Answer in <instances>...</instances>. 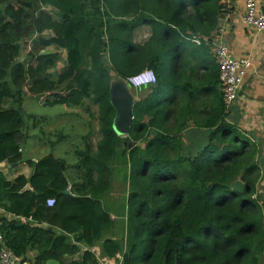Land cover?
Segmentation results:
<instances>
[{
  "label": "trees",
  "instance_id": "1",
  "mask_svg": "<svg viewBox=\"0 0 264 264\" xmlns=\"http://www.w3.org/2000/svg\"><path fill=\"white\" fill-rule=\"evenodd\" d=\"M220 9L219 0H0V165L11 170L10 180L0 171V249L17 264H97L90 246L110 226L97 197L109 188L112 159L128 166L121 264L253 263L264 232L255 145L225 122L214 62L201 42H190L213 30ZM141 26L150 34L136 44ZM187 56L208 72L197 87L188 78V90L178 81L195 71ZM144 69L155 84L132 103L120 138L109 73L125 82ZM44 95L68 109L84 101L96 108L95 130L86 123L72 164L51 154L18 163L29 139L21 103ZM187 122L207 130L193 154L178 137ZM120 248L102 243L109 259Z\"/></svg>",
  "mask_w": 264,
  "mask_h": 264
},
{
  "label": "crops",
  "instance_id": "2",
  "mask_svg": "<svg viewBox=\"0 0 264 264\" xmlns=\"http://www.w3.org/2000/svg\"><path fill=\"white\" fill-rule=\"evenodd\" d=\"M244 1L245 0H219L221 9L220 13L216 16V25L213 30L207 36L200 37V39L198 38L199 40L196 39L198 44L190 40L194 45H199V42H201L212 61V52L217 45L224 46L228 53L235 59L247 58L249 60L250 68L242 82L238 97L230 108H225L224 111L226 113L225 122L229 125H234L236 130H241L239 125H246L248 121L257 118L260 113L264 112V34L258 33L242 23L241 17L244 10ZM252 1L258 7L264 9V0ZM149 34V28L146 26L136 28L133 32L134 43L141 44L145 42ZM185 61L187 67H192L191 71H195L192 74H190L188 70L182 72L178 78L180 87L177 86L181 89L188 90L190 88L188 87V78H190V84L197 87L199 80L203 76H206L208 72L203 68L199 69V66L191 57L187 56ZM212 72H215L214 68ZM124 89H126L127 93L123 91ZM129 89L132 91L131 94ZM117 90H119V94L125 95L130 109L133 102L141 100L148 94L146 88L133 89L123 83L117 86ZM192 106L193 108H197L198 105L194 103ZM84 126L86 127V120ZM54 133L53 136L55 137L52 140L50 139V152L48 153L52 156V152L56 145L67 139V135L63 134L60 128L56 129ZM86 133L87 131L81 136L86 135ZM125 136L126 135H121L119 137L124 138ZM178 137L183 151L193 154L206 144L207 130L196 128L193 124L187 122L179 132ZM38 138V136L33 135V137L28 139L26 144L22 145L27 160L37 161L47 155H44V152H34V150H31V143L33 141L36 142ZM40 139H42L41 135ZM127 143L129 142L121 143V146L127 147ZM142 146V143L138 144V147L142 148ZM31 155L41 157L33 158ZM53 158L60 159L54 156ZM113 160L114 159L111 160V164L114 166V169L109 179V188L106 192L97 197L102 209L107 213L110 219V226L101 230L99 237L93 241L90 246V252L93 254L97 264H121L124 250L129 245L127 242L126 223V198L129 193L128 166L127 164L122 166V164L115 162L116 159ZM0 171H2L8 180L11 179V170L8 169V166L1 164ZM105 239L115 241L121 246L113 259H109L104 255L102 243ZM31 256L32 254L28 253V257Z\"/></svg>",
  "mask_w": 264,
  "mask_h": 264
},
{
  "label": "rangeland",
  "instance_id": "3",
  "mask_svg": "<svg viewBox=\"0 0 264 264\" xmlns=\"http://www.w3.org/2000/svg\"><path fill=\"white\" fill-rule=\"evenodd\" d=\"M27 47H29V45L21 49V54L17 59L18 61L24 59V50L26 51ZM61 65L62 62L57 63L52 74L59 70ZM109 76L111 82L110 87H112V89L116 90L117 86H120L122 83L126 85L125 82L118 80L113 73L110 72ZM123 91L127 93L126 89ZM129 92L130 94L132 93L130 89ZM59 95L61 98L64 96V93H60ZM51 99L53 101L56 100L52 95H44L37 98H24L21 103V108L24 113L23 119L27 124L25 133L28 138L33 137V135L39 137L36 142L33 141L31 143V150H34V152H44V155H46L50 152V139L52 140L55 137L53 136L55 130L59 128L62 129L63 134L67 135V139L57 144L52 154L54 157L62 159L66 164H72L74 162L72 151L82 148L80 140L83 136L81 135H83L85 131L88 132L87 126H84L85 120L86 123H90L93 132L95 130L96 125L89 119V116L91 114H96V108L90 105L88 101H84L83 107L72 110L66 108L65 105L55 104V102L50 103ZM85 108L88 110L84 111ZM226 120L229 121L228 119ZM230 126L241 138L249 140L250 142L252 141L251 143L255 145V153L252 161L259 167V174L255 182L254 198L262 213L264 225V112L260 113L257 118L248 121L246 125H239L241 130H236L234 125ZM40 135L42 139H40ZM96 140L97 137H94L92 139V144H94ZM31 157L40 158L41 156L31 155ZM252 264H264V232L260 244L253 252Z\"/></svg>",
  "mask_w": 264,
  "mask_h": 264
},
{
  "label": "built area",
  "instance_id": "4",
  "mask_svg": "<svg viewBox=\"0 0 264 264\" xmlns=\"http://www.w3.org/2000/svg\"><path fill=\"white\" fill-rule=\"evenodd\" d=\"M243 9L242 23L246 27L264 34V9L258 7L252 0H245ZM191 41L198 44L194 38H191ZM212 58L216 67L217 90L221 94L224 107L228 108L238 97L242 82L250 68V62L247 58H233L222 45L214 47ZM147 70L149 69H144L140 73L127 78L125 81L126 85L133 89H142L154 85L155 83H144L146 77H143L142 74ZM136 77H140V79H135ZM52 204L53 200L46 201V206L50 207ZM0 264H17V262L9 251L1 248Z\"/></svg>",
  "mask_w": 264,
  "mask_h": 264
},
{
  "label": "water",
  "instance_id": "5",
  "mask_svg": "<svg viewBox=\"0 0 264 264\" xmlns=\"http://www.w3.org/2000/svg\"><path fill=\"white\" fill-rule=\"evenodd\" d=\"M110 104L114 110V117L112 122V129L117 136L126 135L130 121H131V109L129 103L126 100L125 95L119 94V90H114L110 87ZM131 143H127V147H131ZM124 146V145H123ZM20 160L18 163L28 161L24 155V147H20ZM68 195V191L64 192Z\"/></svg>",
  "mask_w": 264,
  "mask_h": 264
},
{
  "label": "clouds",
  "instance_id": "6",
  "mask_svg": "<svg viewBox=\"0 0 264 264\" xmlns=\"http://www.w3.org/2000/svg\"><path fill=\"white\" fill-rule=\"evenodd\" d=\"M143 77H146L144 83H155V74L151 70H147L142 74ZM135 79H140V77H136Z\"/></svg>",
  "mask_w": 264,
  "mask_h": 264
}]
</instances>
